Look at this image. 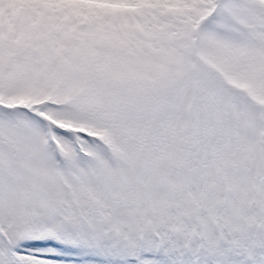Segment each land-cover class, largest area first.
<instances>
[{
    "label": "snow or ice",
    "instance_id": "6c2138e0",
    "mask_svg": "<svg viewBox=\"0 0 264 264\" xmlns=\"http://www.w3.org/2000/svg\"><path fill=\"white\" fill-rule=\"evenodd\" d=\"M0 264H264V0H0Z\"/></svg>",
    "mask_w": 264,
    "mask_h": 264
}]
</instances>
